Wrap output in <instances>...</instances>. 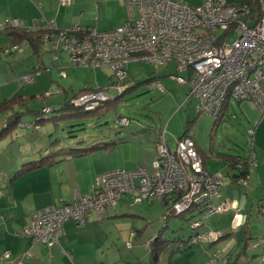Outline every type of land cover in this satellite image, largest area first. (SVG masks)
<instances>
[{"label":"built area","instance_id":"obj_1","mask_svg":"<svg viewBox=\"0 0 264 264\" xmlns=\"http://www.w3.org/2000/svg\"><path fill=\"white\" fill-rule=\"evenodd\" d=\"M125 1L129 17L121 27L103 33L96 28L61 30L54 42L56 53L68 52L73 68L108 69L111 88L119 96L127 89L129 65L146 62L169 66L174 63L177 74L170 75L171 79L180 85H188V97L200 100L199 112L219 119L229 100L234 99L252 104L264 118V0H260V9L256 13L246 6H235L229 0H206L202 6L173 0ZM74 2L60 0V6H70ZM135 7L139 10L138 18ZM43 22L46 33L42 40L49 43L54 21L44 18ZM9 29L38 31L37 26L28 27L20 19H6L0 24L1 31ZM18 49L9 47L5 52ZM39 68L42 66L34 74L22 77L20 85L34 84L41 75ZM62 74L65 76V71ZM151 85L162 94L166 92L160 79H155ZM114 99L98 90L82 94L71 103L89 112ZM44 111L48 114L53 109L48 107ZM120 123V126H128L130 122L124 118ZM161 135L152 171L138 167L133 171L105 173L97 179L91 195L77 194L72 200L62 198L57 204L36 210L30 227L25 229L33 246L55 247L60 243L65 224L72 222L84 226L93 213L108 211L123 196H132L136 204L143 201L166 204V220L195 209L206 216L205 220L210 215L229 210L230 203L214 205L211 202L214 197L221 199L225 178L222 173H211L205 168L195 141L189 137L176 139V147L172 150L166 140L167 130ZM252 155L248 160L255 167ZM247 167L243 164L235 166L242 170ZM225 170L229 173L230 165ZM249 178L244 177L241 182L245 184ZM202 226L203 220L191 225L194 232L190 245L212 243V237L218 232L208 231V237L199 241L198 238L204 235L198 233ZM260 243L264 244V240ZM127 246L132 249V241ZM257 246L255 244V248ZM9 255L10 252L5 253V257ZM28 255L31 257V253ZM262 260L264 263V257ZM18 263L23 264L22 259Z\"/></svg>","mask_w":264,"mask_h":264},{"label":"rangeland","instance_id":"obj_2","mask_svg":"<svg viewBox=\"0 0 264 264\" xmlns=\"http://www.w3.org/2000/svg\"><path fill=\"white\" fill-rule=\"evenodd\" d=\"M173 1L182 2L186 0ZM189 1L191 0H187L184 3H188ZM125 7L121 9L117 3H110V7L107 10V14L110 16L105 25L111 26L115 20H121L124 23L126 17H129V10L126 4ZM134 12L138 18V8L135 7ZM28 52L30 50L24 46L13 51L12 54L4 52L0 55V88L2 86H10L11 82L14 81L12 83H15V90L12 94H9V99L18 94L38 95L40 99L32 102L29 108H32L33 112H42L39 116L31 113L24 117L26 123L29 121L33 122V120L37 121L32 126L35 130L31 129L32 122H29L27 125H30V127L19 128L15 133V136L19 137L15 138L17 141L10 144L11 139L7 138L1 143L0 149L2 151L5 150L2 162L6 164H14L16 162V158H19L22 151L19 147L34 151L48 145L52 146L50 149L57 150L58 146L62 145L63 147L69 146L71 148L75 146L85 150L94 148L97 146V143L101 144V142L111 144L109 150L103 148L94 149L93 152L86 156V164L83 167H86V169L89 167L90 170L87 169L83 172V175L88 176L95 171L101 172L94 182L95 185L97 179L105 173L124 170L126 166H130L139 160L149 161V159H152L153 157L150 158L152 154L142 144L148 146L149 143L153 146V142H151L153 139L149 138V136L155 137L158 134L161 137L160 133L162 134L164 130H167V134L169 135L167 139L170 138L172 145L176 144L175 135L177 138H180L184 133H188L187 135L196 138L201 145H204L209 153L207 156H210V154H240L247 156L249 152H252L253 155L254 153L256 154L257 161L264 158V126L262 127L259 121L261 114L257 111H255L257 114L250 112L247 105H244L245 103H250L243 102V108L242 105L231 99L226 105V108L229 107L227 115L218 121V123L213 116L207 113L202 112L199 115L197 109L200 104L199 98H189V87L187 85H180L169 77L170 75L177 74L174 63H171L169 66L153 65L146 62L129 65V86L131 90L117 101L114 99L115 101L103 102L97 110L93 111L99 110V112L85 114L74 108L60 109L61 107H58V103L64 105L73 97L94 92L89 91L76 94L88 87L99 88V91H104L112 97H119L118 93L111 88L110 71L105 68L98 69L97 71L73 68L68 52L52 53L48 51L42 54L41 57L31 52L28 54ZM16 56L18 58H15ZM41 65H45L46 69L39 68L41 75L36 79V82L22 87L20 85L21 78L25 75L34 74V71ZM64 71L66 73L65 76L62 74ZM182 76L185 75L182 74ZM154 79L161 80L166 89L165 93H160L148 83ZM59 89H63L65 93L60 92ZM187 99L189 101L188 104H186ZM108 104L110 106L109 109L100 110L102 106ZM46 106L54 108L55 112L48 117L51 120L62 115L73 116V118L80 116V120L72 119L70 122H67L70 119L64 121L60 119L59 126L54 121L48 120L49 122H47L45 119L47 116L43 110ZM18 109L20 107L15 110ZM223 113L225 114L226 111ZM13 115V113H10L9 117ZM233 115L236 116L235 119L232 117ZM124 118L129 119L130 124L122 127L119 124H121V119ZM26 123L21 124V126L26 125ZM47 123L49 124L47 125ZM256 124L259 125L256 127ZM39 127L41 129H38ZM251 131L254 132L253 135H251ZM132 132L133 134H131ZM134 134H139V136L135 137ZM125 139L129 143H123ZM253 162L256 164L254 156ZM227 163L230 165V169L233 170L237 169L235 166H240L241 164L248 166L250 173L255 168L250 160L232 159L227 160ZM224 167L223 163L218 162L216 169L218 173L223 174L225 178L224 186H226L228 185V179H226L228 175ZM148 169L153 170L152 167ZM243 178L242 175H237L234 180L238 186L246 187L249 181L243 184L244 182H241L244 181ZM224 186L221 188V195L224 192ZM219 200L214 197L211 202L214 205H219ZM123 209L133 216H116L113 219H105L106 215L108 216L115 212L121 213ZM96 214H99L100 218H104L103 230L107 233V240H90L87 244L79 240H68L67 244H62V246L59 243L54 248L45 245L49 249H47L48 251L46 250L47 254L45 252L44 255L46 256L42 257V260L45 259L47 261H44L50 262V264H61V252V254L67 256L71 264L83 262L87 264H126V256H134V251L142 253V255L145 254V257H148L149 253L147 251L149 247L151 248L149 245L150 235L154 237L158 235V231L160 233L162 229H165L164 239H170L171 242L166 251H164L165 253L163 252L162 254L161 261H164L165 257L167 258V255L169 257L173 249L176 250L178 248V245H180L181 250L183 249V244L180 242L186 241L194 232L191 228L192 224L203 220L204 226L198 230V233H204V235L202 237L197 236L200 237L198 240L201 241V238L208 237V231L216 232V230L210 228L211 222L215 220L216 216L224 214V212L210 216L207 215L208 217L205 220L206 216L199 214V211L195 209L187 212L182 217H171L166 220V212L160 201H154V203L143 201L136 204L135 198L132 196H123L109 211L97 212ZM253 217L252 228L250 229L252 235L264 236V219H258L257 216ZM262 217L264 218V216ZM31 221L32 216L30 217L29 224L23 227L21 231V235L26 237L28 242H31L32 239L25 235V229L30 227ZM143 227L144 232L139 237V240H137L138 242L134 243L133 251L127 246V243L131 240V232L133 228L139 229ZM221 235V232H218L214 237L211 236L213 238L212 243L206 241L204 245L200 244L199 247H188L186 251H180L174 258L194 253L196 254L194 255L195 260H199L200 264H211V262L214 264H226L225 260L229 263L227 256L220 250L223 246L221 245L223 239ZM179 238L180 240L175 242ZM249 242L248 253L245 258L249 260L253 255L251 264H264L262 260L264 257V246L260 245L261 247L259 246L260 249L258 250L255 248L257 240H250ZM34 247L31 242L30 248L19 256H14L10 253L8 257H0V264H16L21 259L23 264H30L31 258L34 257ZM29 253H31V257L28 255ZM70 253L72 256H69L71 255ZM254 255L256 256L254 257ZM24 256L25 258H23ZM74 259L77 262L73 261ZM239 263H244L243 258ZM194 264H197V261Z\"/></svg>","mask_w":264,"mask_h":264},{"label":"crops","instance_id":"obj_3","mask_svg":"<svg viewBox=\"0 0 264 264\" xmlns=\"http://www.w3.org/2000/svg\"><path fill=\"white\" fill-rule=\"evenodd\" d=\"M206 1V0H204ZM203 0H191L188 3L193 6H200L204 3ZM244 0H229L231 4H238ZM117 3L118 6L122 8H126L125 0H75L73 5L61 7L60 0H0V24L1 22L7 18H15L20 19L25 22L28 27H38V31H44V22L42 18H45L47 21H54V29L52 31V38L49 43H45L43 47V52L47 53L52 52L56 53L54 48V42L57 41V34L61 30H69L76 27H79L81 30H87L89 28H96L99 32H110L119 27H121L128 19L126 17V21L123 23L121 20H115V22L111 26H106L105 22L107 21L110 15L107 14V10L110 7V3ZM182 2H187L182 1ZM103 18V19H102ZM123 23V24H122ZM1 31V30H0ZM13 43V39L5 34L3 31L0 32V50H3L6 47H9ZM19 45L15 46L18 48L28 47L31 53L34 55L42 56V54L35 52V49L31 46V44L27 41L18 42ZM28 52V54H30ZM41 52V51H40ZM3 51H0V55L3 54ZM13 52L9 53L12 54ZM20 53V52H19ZM23 53V52H21ZM1 58V56H0ZM15 58H18L17 56ZM42 66V65H41ZM42 68H45L42 66ZM14 82V81H12ZM10 84V86H2L0 88V106L5 103V107L0 112V126L2 131L0 132V145L7 138L11 139L12 144L14 141H17L15 138H19L15 136V133L19 128L22 127H30L29 122L24 121V117L31 113H23L21 104L22 102L12 103L10 104L13 98L21 97L22 99L37 96L34 94L29 95H14L9 99V94H12L15 90V83ZM188 86V85H187ZM95 88V87H94ZM60 92L65 91L63 89H59ZM75 96V95H74ZM20 98V99H21ZM21 99V100H22ZM34 102V101H32ZM32 102H27L29 105ZM188 99L186 104H188ZM58 107L62 109L63 105L58 103ZM243 106L247 105V108L250 112L254 113L255 111L259 112L252 104H244L239 103ZM15 110L16 108H19ZM53 108V107H52ZM33 110V109H32ZM10 111V112H9ZM257 112H255L257 114ZM13 113L15 115L9 117V114ZM260 113V112H259ZM17 114V115H16ZM47 118L46 120H49ZM51 120V119H50ZM12 121H18V125L16 127L11 128L8 132H5L6 126L12 123ZM260 124L264 126V118L262 115L260 117ZM37 122L33 120L31 124V129L35 130L32 126ZM49 122V121H47ZM26 123V125L21 126V124ZM49 123H47L48 125ZM42 127V126H41ZM39 127L38 129H41ZM135 132V131H134ZM136 133V132H135ZM138 133V132H137ZM133 134V132L131 133ZM135 137H138L139 134H134ZM161 135V133H160ZM184 135V134H183ZM182 135V136H183ZM169 135H166V140L172 150L175 149L176 144L172 145L170 138L167 139ZM181 136V137H182ZM151 137V142H153V146L148 143V146L145 145V149L149 150L152 154L149 159L143 161H136L130 166H126L124 170L133 171L138 167L150 168L152 167V163L157 155V144L159 143V135L156 134ZM180 137V138H181ZM176 139L177 138L175 135ZM193 138L198 146L200 154L204 157L205 160V168L211 172L216 173V166L218 162H221L226 167L227 159L222 156V154H210L204 145H201L196 138ZM103 142H101L102 144ZM123 143H129L128 140H124ZM96 144V143H95ZM97 143L96 145H98ZM54 146V143H53ZM52 147V146H51ZM50 146L41 147L40 149L31 151L23 147H19L21 154L19 158H16L14 164L4 163L2 162V158L4 156V151L0 149V257L3 258L6 252H10L14 256H19L26 252L30 246L31 242H28L27 238L21 235V231L23 227L27 226L30 221V217L33 213L41 209L43 207L49 206L51 204H57L60 202L62 198L67 200H72L77 194H81L84 196H89L92 194V189L96 178L101 174L100 171L92 172L88 176L83 175L89 167H83L86 164V156L82 157H60L55 159L56 162H53L49 166H45L41 169L29 170L28 165L32 164V162L39 161L42 156L61 153L64 148H68L69 146L59 145L57 150H52ZM14 148V147H13ZM108 150V149H107ZM14 152V150H12ZM52 152V153H49ZM256 166L254 171L251 173L249 178V184L246 187H240L235 182L234 178L237 176H227L228 185L224 186V192L221 195V199L219 200V205L221 203L227 202L231 204V208L215 217V220L211 222V229L216 230V232H221L223 239L221 245H223L220 250L227 256L229 259V264H240L239 261L243 258V264H251L252 257L247 260L245 257L248 253V246L250 244L249 241H246L249 236L257 237L252 235L251 228L253 222V216H257V218H262V212L264 210V158L262 160L256 158V154L254 153ZM211 159V160H210ZM224 167V168H225ZM85 168V169H84ZM118 169V168H115ZM23 170L27 171L22 175L18 176V172H22ZM90 170V169H89ZM114 170V169H110ZM108 170V171H110ZM107 171V170H106ZM105 171V172H106ZM103 174V173H102ZM18 176V177H17ZM263 186V187H262ZM154 203V202H153ZM162 207L165 210V206L162 203ZM235 207V210H234ZM237 208V209H236ZM109 211V210H108ZM121 212V211H120ZM125 209L122 210L121 213L115 212L112 214L106 215L105 219H113L116 216H133L127 213ZM256 212V213H255ZM115 214V215H114ZM135 216V215H134ZM104 218H100V215L93 213L90 217L89 222L84 226H79L75 223H67L63 226V234L60 239V243L67 244L68 240H79L84 242L85 244L89 243L90 240H107V233L103 230ZM245 220V221H244ZM244 222V224H243ZM238 226V227H237ZM237 227V229H235ZM249 231V234L247 233ZM144 232L143 228H133L132 234L130 236V241L134 243L138 242L139 237ZM165 230L162 229L158 235L154 236L150 235V242L155 241L157 238H160L161 241H167L170 244V239H164ZM248 234V235H247ZM259 237V236H258ZM264 237V236H261ZM180 239V238H179ZM177 239V240H179ZM174 242V241H173ZM176 242V241H175ZM181 243V242H180ZM168 244V245H169ZM63 246V245H62ZM211 247V246H210ZM261 247V246H260ZM260 247H256L258 250ZM54 248V247H53ZM207 248V247H206ZM205 248V249H206ZM49 249L45 245H37L33 248L34 257L31 258L30 264H50V262H45L47 260H42V257H45L46 250ZM152 247H149L147 251L149 253L148 257H145V254L138 253L134 251V256L127 255L126 256V264H153L152 263ZM48 251V250H47ZM166 251V250H165ZM59 253V252H58ZM69 253V252H68ZM165 253V252H164ZM180 252H175L173 249L170 252V255L167 258L165 257L164 261L162 260V254L160 256L159 262L157 264H194L199 260H195L194 253L184 254L181 257L174 258ZM47 254V252H46ZM71 254V253H70ZM198 254V253H197ZM61 261L63 264H71L65 254H61ZM69 256H72L69 255ZM256 255H254L255 257ZM148 258V260H147ZM3 260V259H1ZM85 260V259H83ZM51 261V260H50ZM73 261L77 262L76 259ZM123 261V262H125ZM135 262V263H134ZM61 263V264H62ZM226 263V260H225ZM3 264V263H1ZM29 264V263H28ZM80 264H87L85 262ZM202 264V263H201ZM227 264V263H226Z\"/></svg>","mask_w":264,"mask_h":264},{"label":"trees","instance_id":"obj_4","mask_svg":"<svg viewBox=\"0 0 264 264\" xmlns=\"http://www.w3.org/2000/svg\"><path fill=\"white\" fill-rule=\"evenodd\" d=\"M233 5L238 6V7H245L246 6L252 13H256L260 9V0H244V1L240 2V3H238V4H233ZM4 33L5 34H8L13 39V43L9 47L18 46L19 45L18 42H21V41H24L25 40V41H27V42H29L31 44V46L35 49V52H38L39 54L40 53L42 54L43 47L45 45V43L43 42L42 39H43V36L46 33V31H43V32H25V31H18V30H11V29H9V30L4 31ZM9 47H6V48H4L3 50H0V51L5 52ZM154 80H151L148 83L152 84V82ZM129 82H130V79L126 82L127 89H126V91H125V93L123 95H125L126 93H128L131 90V88L129 86ZM98 90H99V88L88 87L86 89L81 90L80 92H78L76 94H82V93H85V92L98 91ZM188 96H189V92H188ZM120 97L121 96L115 98V100L117 101ZM20 98L21 97L13 98L11 100L10 104L17 103V102H22V104H21L22 111H23V113H27V114L33 111L32 108H29V103L32 102V101H37L38 99H40L37 96H33V97L25 98V99H22L21 98L22 100ZM74 98H76V97H73L71 100H69L68 102H66L63 105L62 109L65 110V109H71V108L73 109L74 108L75 110L81 111V112H83L85 114L99 112V110L98 111H95V112H93V111H89L88 112V111H85L83 108L82 109H79L77 107H74L72 105V103H71L72 100H74ZM27 102H29V103H27ZM238 103H240V102H238ZM109 104L108 105H105V106H102L100 110L109 109V107H110ZM111 104H114V103H111ZM4 107H5V103H3L2 106H0V112L2 111V109ZM48 107H51L52 108V106H46L45 108H43V110H45ZM52 109H53V111L51 113H48V114L47 113H44L47 116V118L51 114H53L55 112L54 111V108H52ZM228 110H229V107L226 108V106H225L224 109H223V112L226 111V113L224 114L222 112L223 113L222 116H220L219 119H216V122L217 123H218V121L222 120L227 115ZM35 113H36V116H39L40 113H42V112H35ZM200 113H202V112H199L198 114L200 115ZM14 117H15V115H14ZM75 117H78V118H73V116L62 115L61 117L52 118L51 121L52 122L54 121L56 123V125L59 126L58 123H59V120L60 119L63 120V121L66 120V119H70L67 122H70L72 119L80 120V116H75ZM232 117L234 119L236 118L235 115H233ZM47 118H45V119H47ZM46 121H48V120H46ZM18 123H19L18 121H14V122L12 121V123L10 122V124L8 126H6L5 132L3 134H5L9 130H11V128L15 127V125H17ZM122 127H124V126H122ZM13 129H15V128H13ZM187 134L188 133H184V135L181 138H186V137L191 138ZM195 143H196V141H195ZM196 146H197V143H196ZM95 147L94 148H90V149H85V150H82L79 147H75V146L72 147V148L71 147L64 148L61 153H54V154L46 155L44 157L42 156V158L39 161L32 162V164L28 165L29 170H27V171L41 169V168H43L45 166H49L53 162H56L55 159H58L60 157H67L68 156V157L75 158V157H82L84 155L90 154L91 152H93L94 149L97 150V149H102L103 148V149H108L109 150L111 148V144H104V143H102V144H98ZM197 149H198V146H197ZM198 151H199V149H198ZM49 153H52V152H49ZM199 153H200V151H199ZM251 154H252V152H249V154L247 156H243V155H240V154L239 155H226V154H222V156L225 157V159H227V160L238 159V160H243L244 161V160H248ZM201 157L203 158L204 165H205L204 157L202 155H201ZM225 168L228 169L229 168V165L227 164ZM247 169H249V167H247ZM247 169L246 170H242V169H235V170H233V169H231L229 173L227 171V175L228 176H231V177L232 176H235V175L236 176L237 175L238 176L242 175L243 177L249 178L250 177L249 176V173L250 172ZM27 171L23 170L22 172H18L17 174L19 176V175H22L23 173H25ZM164 206H165V208H167V205L166 204H164ZM262 216H264V210L262 212ZM180 217H182V216H180ZM187 221H188V219H187ZM247 233L249 234V231H247ZM192 235H193V233L191 234V236L186 241L181 242V243H183V249L181 250L180 245H178V248L175 250V252L178 253L180 251H186L188 247H190V248L199 247L198 244L196 246H194L192 244L190 245V242L189 241L192 238ZM179 240H176V242L179 241ZM250 240H257L258 246H260V245L264 246V244H261L260 243L261 241L264 240V237H260V236L259 237L249 236L246 241H250ZM168 244L169 243L167 241H161L160 238H157L155 241L150 242L149 245L152 247L151 253H152V263L153 264H157L159 262L160 256L167 249ZM226 263L229 264L227 260H226Z\"/></svg>","mask_w":264,"mask_h":264},{"label":"clouds","instance_id":"obj_5","mask_svg":"<svg viewBox=\"0 0 264 264\" xmlns=\"http://www.w3.org/2000/svg\"><path fill=\"white\" fill-rule=\"evenodd\" d=\"M153 241V240H152Z\"/></svg>","mask_w":264,"mask_h":264}]
</instances>
